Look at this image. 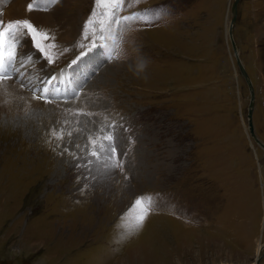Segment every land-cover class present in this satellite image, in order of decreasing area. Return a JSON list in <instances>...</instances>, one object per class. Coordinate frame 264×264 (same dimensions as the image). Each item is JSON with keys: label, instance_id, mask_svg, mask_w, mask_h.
I'll use <instances>...</instances> for the list:
<instances>
[{"label": "rangeland", "instance_id": "374dc122", "mask_svg": "<svg viewBox=\"0 0 264 264\" xmlns=\"http://www.w3.org/2000/svg\"><path fill=\"white\" fill-rule=\"evenodd\" d=\"M13 2H3L0 18L49 25L41 31L54 39L41 45H56L45 48L48 63L23 40L22 55L29 48L35 60L25 74H56L67 102L36 100L0 112V264H253L263 249L264 151L248 134L250 94L229 44L233 0H125L120 15L142 19L114 32L102 15L108 9L94 0L31 12L28 3L41 0L17 10ZM93 10L92 27L99 34L104 25V47L70 68L88 51L81 25ZM34 14L50 18L36 21ZM231 38L252 91V135L264 144V0L237 2ZM77 109L92 115H73ZM109 124L131 133L128 180L119 168L98 171L86 155L89 137ZM61 129L64 139H53ZM116 131L123 151L129 140ZM64 146L76 156L62 154ZM77 157L94 161L90 174L75 168ZM139 197L150 198V211L128 228Z\"/></svg>", "mask_w": 264, "mask_h": 264}, {"label": "snow or ice", "instance_id": "6c2138e0", "mask_svg": "<svg viewBox=\"0 0 264 264\" xmlns=\"http://www.w3.org/2000/svg\"><path fill=\"white\" fill-rule=\"evenodd\" d=\"M61 3V0H41L39 5L34 3H28L27 11L31 12L35 7H40L45 10L51 8L54 5ZM125 5V0H94V6H101L108 11H105L102 15L108 18V30L115 31L116 28L122 27L126 22L131 20L142 19L140 14L131 16H121L120 12L123 10ZM145 13L144 15H146ZM96 16V12L93 10L90 13L89 18H86V23L81 25V34L83 39L88 41V51H82L75 59H73L69 67H78L80 63L83 62L85 56L88 52H92L94 49H99L104 47L103 41L105 39L104 25L101 24L99 34L92 27L95 23L93 19ZM45 27L44 25L36 24L30 19H17L10 20L7 23L0 18V90L6 91L5 83L7 81H13V83H19V87L26 90L30 94V99L43 101L44 103H56V102H67V98H61L59 96V89L54 85V82L59 81V76L56 74H50L46 80L41 79L39 76H33L31 74H25V69L28 65H35V60L31 56L22 55L23 52V40H31L34 48L43 55L44 59L48 63H52L51 57L45 51L46 47L55 48V44H49L42 46L41 40L50 41L54 39L47 31H41ZM89 29H92L91 34ZM39 37V39H38ZM115 40V37H113ZM80 49L85 48V44L81 43L78 45ZM67 51V49H65ZM95 54V53H94ZM109 60L114 58L113 53L110 51L107 57ZM74 70V69H73ZM39 71V70H37ZM64 71H61V76L64 75ZM15 77V79H13ZM82 89H77L73 91L71 99L73 101L79 99V94ZM24 100V96L19 97ZM27 102V101H26ZM72 112V110H68ZM73 115H92L91 112H85L82 109H77L72 112ZM119 128L121 132H125V139L129 140V144L123 151L119 149V133L116 129ZM98 135L95 139L91 136L88 140V145H85L87 156L96 158L98 164V171H106L111 169L119 168L125 180L130 177L125 171L124 163L125 157L129 156V149L131 147V133L124 125L109 124L103 125L97 129ZM72 132H68V136L71 137ZM51 137L56 140L64 139V131L61 129L59 132L53 130ZM98 140L103 142L98 143ZM59 146V145H58ZM90 146V147H89ZM75 147L80 148L79 144ZM64 152L70 155L76 156L74 152L68 146H64L62 149V154ZM77 164L75 168L84 167L86 171L90 174V165L94 163L92 159L84 160L82 157H77ZM80 161H83L82 163ZM83 176L85 180L88 179V175L85 172L79 174ZM79 176L77 177L79 179ZM95 179L96 177H92ZM88 185L85 183L81 186V190L86 188ZM131 212L129 215L132 217L130 223L126 225L128 228L139 227L145 220L147 214L150 211V198L139 197L134 200V203L130 205ZM137 209L139 211L137 212ZM132 213H136L132 215Z\"/></svg>", "mask_w": 264, "mask_h": 264}, {"label": "bare ground", "instance_id": "6f19581e", "mask_svg": "<svg viewBox=\"0 0 264 264\" xmlns=\"http://www.w3.org/2000/svg\"><path fill=\"white\" fill-rule=\"evenodd\" d=\"M25 1L26 0H14V2L12 3L11 9L15 10L16 8L22 7V5H24ZM3 2H7V0H0V7L2 6ZM56 9H57V11L56 10L55 11L59 14V12L62 11V6H59ZM64 9H63V11H64ZM12 13H13V10H12ZM9 14H10V12H9ZM61 15L63 16V14H60V16ZM235 15H236V12H235ZM34 16L35 17H33V19H35L36 21L44 20V22H47L49 20V18H50L49 15H44V14H36V15L34 14ZM48 26H45V27H48ZM25 56H32V51L29 48L26 50ZM4 87L6 88V91L0 90V112H3L4 114H8L9 115L10 113H13V112H16V111L19 112L20 109L23 110L27 106H31V105H35L36 106L38 104L36 100L30 99L29 95H27L23 91L17 89V86L12 84L11 81H7L5 83ZM20 96H24L25 99L21 100L19 98ZM261 145L264 146V144H262V143H261ZM259 249L260 250H258V253H257L258 255L261 253L260 251H261L262 248L260 247ZM253 264H255V263H253Z\"/></svg>", "mask_w": 264, "mask_h": 264}, {"label": "water", "instance_id": "95a60500", "mask_svg": "<svg viewBox=\"0 0 264 264\" xmlns=\"http://www.w3.org/2000/svg\"><path fill=\"white\" fill-rule=\"evenodd\" d=\"M239 0H233L232 2V5L230 6V9H229V12H230V22H229V25H228V30H227V34H228V38H229V44H230V47L233 51V55H234V59H235V65L236 67L238 68V71H239V74L241 75V77H243L244 81L246 82L247 84V88H248V92L250 94L249 96V104H248V115L246 116L247 117V130H248V134L249 136L251 137V139L254 141V143H256V145L262 150L264 151V146L261 145L260 142L256 141V139L253 137L252 135V128L250 126V112H251V105H252V91H251V87L249 85V82H248V79L246 77V74L245 72L243 71L242 69V66L240 64V61L238 59V56H237V53H236V50H235V45L232 41V38H231V30H232V25H233V22H234V18H235V12H236V5H237V2ZM262 247L264 248V227H263V236H262ZM260 259V255H257L256 256V259L254 261L255 264H257L256 262Z\"/></svg>", "mask_w": 264, "mask_h": 264}, {"label": "clouds", "instance_id": "9594fccd", "mask_svg": "<svg viewBox=\"0 0 264 264\" xmlns=\"http://www.w3.org/2000/svg\"><path fill=\"white\" fill-rule=\"evenodd\" d=\"M146 65L142 62L140 65H138V71H142Z\"/></svg>", "mask_w": 264, "mask_h": 264}, {"label": "flooded vegetation", "instance_id": "af4514ba", "mask_svg": "<svg viewBox=\"0 0 264 264\" xmlns=\"http://www.w3.org/2000/svg\"><path fill=\"white\" fill-rule=\"evenodd\" d=\"M261 250H263V253L261 254L262 256L264 255V248L263 249H261ZM260 255V254H259ZM260 255V256H261ZM264 258V256L263 257H260V259L259 260H261V259H263Z\"/></svg>", "mask_w": 264, "mask_h": 264}, {"label": "crops", "instance_id": "0c3cea01", "mask_svg": "<svg viewBox=\"0 0 264 264\" xmlns=\"http://www.w3.org/2000/svg\"><path fill=\"white\" fill-rule=\"evenodd\" d=\"M0 220H1V214H0ZM23 234V233H22Z\"/></svg>", "mask_w": 264, "mask_h": 264}]
</instances>
